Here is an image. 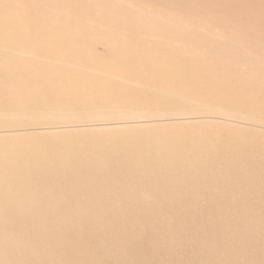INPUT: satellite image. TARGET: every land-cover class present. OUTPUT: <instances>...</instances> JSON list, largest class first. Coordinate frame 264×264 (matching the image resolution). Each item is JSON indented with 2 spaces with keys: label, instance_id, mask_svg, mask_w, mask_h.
Segmentation results:
<instances>
[{
  "label": "rangeland",
  "instance_id": "rangeland-1",
  "mask_svg": "<svg viewBox=\"0 0 264 264\" xmlns=\"http://www.w3.org/2000/svg\"><path fill=\"white\" fill-rule=\"evenodd\" d=\"M4 1L0 0V34L3 31L13 38L4 35L6 43L0 41V93L6 92L0 99V112L5 114L0 116V152L11 150L10 156L23 169L0 167V220L100 217L93 212L77 216L51 212L92 210L106 202L228 205L251 211V215L234 217L264 220V165L248 156L264 159L263 27L251 30L245 25L202 20L207 28L191 21L181 27L159 24L156 31L144 26L112 27L118 24L101 20L95 21V27L73 28L70 25L85 19L87 12L113 11L119 2L52 0L54 5L49 6L50 0H8L14 2L10 5ZM35 6L55 14L57 21L51 27H63L64 36L32 42L18 38L20 29L28 32L16 26L18 18L38 23L40 11L34 10ZM155 11L179 16L172 7L161 6ZM102 29L116 33L104 36ZM43 39L52 42L51 51L59 54H29L45 47ZM217 44L225 48V56L213 50ZM53 58L56 60L50 61ZM27 62L50 67V72L38 70L48 78L115 76L121 82L110 79V87L132 100L111 105V95H93L86 101L80 91L66 96L57 86L48 90L38 82L16 85L6 68ZM240 91L249 94L243 98ZM137 98L140 100L133 101ZM16 101L19 105L11 109ZM145 132L148 138L175 136L181 147L177 152L183 156L167 161L161 170H152L159 158L154 151L142 149ZM124 137L143 151L142 156L132 158L127 152L108 153L97 147L113 146L111 141ZM208 141L219 148L200 149ZM91 146L95 147L89 149ZM196 154L199 160H195ZM80 155L108 164L105 173L97 175L105 181L73 186L65 176L79 174L48 169L49 156L74 161ZM260 179L263 187L251 189V180Z\"/></svg>",
  "mask_w": 264,
  "mask_h": 264
},
{
  "label": "bare ground",
  "instance_id": "bare-ground-1",
  "mask_svg": "<svg viewBox=\"0 0 264 264\" xmlns=\"http://www.w3.org/2000/svg\"><path fill=\"white\" fill-rule=\"evenodd\" d=\"M22 1L25 3L26 0ZM110 1L119 2L113 11L105 8L95 15L87 12L85 19L73 21L74 25L70 26L74 28L84 25L87 29L92 25L95 27V21L103 20V22L112 21L118 24V26L112 27L131 29L136 26H144L157 31L158 26L156 25L159 24L183 26L191 21H198L201 28H207L205 27L207 23L202 20H208L213 24L225 22L223 25H245L251 27V30L264 28V0H109L107 3ZM4 2L7 5L14 3L8 0ZM52 5L54 3L50 0L49 6ZM161 6L169 9L172 7L179 16L175 14V17H171L159 14L155 9L161 8ZM41 7H34V10L40 11L37 24H30L23 19L16 18V26L18 28L25 27L24 29L28 31L20 29L21 35L18 38L22 41L32 42L31 39L37 38L53 40L59 38L57 35L64 36L61 32L63 27H51L57 21L55 14L44 13ZM182 14H187L189 19L182 17ZM20 23L25 25L21 26ZM101 32L104 36L109 35L110 37L116 33L107 29H102ZM128 33L132 32L128 31ZM150 33H146V35H150ZM0 35L2 36L0 41L3 44L6 43L3 40L5 36H8L9 39L13 38L3 31ZM43 44L46 48H35L29 54L32 56L39 54L47 56L50 52L59 54L58 51H51L52 42H46L43 39ZM213 48L214 51L218 49V53L225 56V48H222L220 44L213 45ZM13 53L16 54L15 51ZM41 60L49 61L48 58ZM52 60H56V58L50 61ZM41 68L46 72L52 71L50 67H42L38 62H27L9 69L6 68V73L13 74L16 81L12 79L16 85L38 82L48 90L55 89L57 86L61 87L62 92H66V96L80 91L86 96V101L91 100L93 95H111L112 99L108 101L111 105H115L116 102L124 104L132 100L119 96L116 89L110 87V79H113L111 81L114 83L121 82V79L115 76L100 79L78 75L48 78L45 72L43 75L39 74L38 70ZM31 79L36 81H31ZM2 92L6 93L1 90L0 99L4 98ZM239 94L244 98L249 93L240 91ZM251 96L255 97L256 93L250 94L248 98L250 102ZM53 99H56V96ZM134 100L139 101L140 99ZM164 100L167 101V98ZM41 103L43 104V102ZM76 103L79 101L77 100ZM18 105L19 103L16 101L13 105L11 104L10 108L14 109L13 107ZM1 115L5 114L0 112ZM147 134L146 132L144 134V138L147 139L142 140L144 141L142 149L154 151L153 155H157L159 158V162L151 165L152 170H161V166L167 161L183 156L181 152H177L181 147L177 143L180 140L175 136L162 135L148 138L150 136ZM129 139L124 137L117 141H111L113 146L104 144L97 147L108 153L127 152L132 158L142 156L143 151L140 152L131 145ZM208 142L210 146H207ZM208 142L203 144L204 147L200 149L207 152L211 151L213 147L219 148L215 142ZM93 147L95 146H91L89 149ZM10 155H12L11 150L0 152V167L8 168L7 171L20 168L21 165ZM248 156L255 157L250 160L258 159L260 164L264 165V159L260 160L259 157L256 158V155L252 154ZM47 159L48 169H56L61 173L73 171L79 174L73 177L65 176V181L72 183L73 186L79 185V183L96 185V183L105 181L98 179L97 175L100 174V171L105 173L104 171L109 167L105 162L86 155H80L74 161L72 159L57 160L52 156ZM195 160H199V154H196ZM239 162L243 161L239 160ZM263 180H251V189L257 191L262 188ZM96 205L98 207L92 210H80L79 208L52 211L51 213L53 215L77 216L93 212L100 217L0 220V264H264V220L233 216L251 215V211L236 210L228 205L214 206L212 204L133 202L115 204L106 202Z\"/></svg>",
  "mask_w": 264,
  "mask_h": 264
}]
</instances>
